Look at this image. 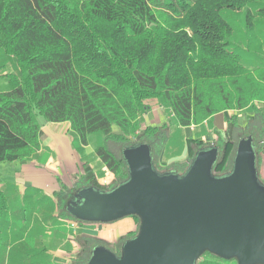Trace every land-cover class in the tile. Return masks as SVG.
I'll use <instances>...</instances> for the list:
<instances>
[{"label":"trees","instance_id":"16d2710c","mask_svg":"<svg viewBox=\"0 0 264 264\" xmlns=\"http://www.w3.org/2000/svg\"><path fill=\"white\" fill-rule=\"evenodd\" d=\"M263 50L264 0H0V55L16 69L4 74L9 88L0 90V163L34 157L47 123H69L84 145L102 133L105 144L95 152L114 181L97 186L85 177L56 194L61 215L77 219L67 209L76 190L109 191L128 180L127 147L148 144L159 171L186 170L189 161H159L167 124L143 125L146 102L158 99L182 127L223 111L252 112L244 127L230 117L233 137L218 170L233 167V138L252 136L264 186ZM129 217L136 228L115 244L80 237L74 264H87L99 245L121 256L141 223ZM206 252L196 264H231Z\"/></svg>","mask_w":264,"mask_h":264},{"label":"water","instance_id":"95a60500","mask_svg":"<svg viewBox=\"0 0 264 264\" xmlns=\"http://www.w3.org/2000/svg\"><path fill=\"white\" fill-rule=\"evenodd\" d=\"M123 155L128 180L109 191L78 189L67 209L86 222L136 215L139 232L124 242L121 256L99 245L87 264H196L206 251L238 264H264V186L251 137L239 142L233 167L222 176L211 173L215 148L198 150L183 173L156 169L145 143Z\"/></svg>","mask_w":264,"mask_h":264},{"label":"crops","instance_id":"0c3cea01","mask_svg":"<svg viewBox=\"0 0 264 264\" xmlns=\"http://www.w3.org/2000/svg\"><path fill=\"white\" fill-rule=\"evenodd\" d=\"M146 104L148 108L142 115L143 125L166 123L162 118L164 113L162 117L160 114L164 107L158 99H150ZM232 115L237 117L242 127L253 119V113L248 111L220 112L201 124L206 129H200V138L191 137V129L201 125L182 127L177 124L179 134L167 125L169 138L159 158L162 166L190 161L197 147L225 136L229 133L226 131ZM42 130L40 151L25 161L10 162V170L0 176V264H74L82 251L80 237H93L115 244L136 228L134 219L129 216L113 222L85 221L71 226L73 219L62 216L58 207L56 194L61 190L63 173L58 172L59 165L49 147L57 151L61 163H72L78 169L79 165L71 157L72 150L69 146L62 147L64 140L75 139L76 134L67 122L47 123ZM48 151H51L50 155ZM44 160L49 168L53 165L55 169L43 168L41 163ZM93 167L88 178L98 179L103 186L114 181V175L104 164L100 167L101 177Z\"/></svg>","mask_w":264,"mask_h":264},{"label":"rangeland","instance_id":"374dc122","mask_svg":"<svg viewBox=\"0 0 264 264\" xmlns=\"http://www.w3.org/2000/svg\"><path fill=\"white\" fill-rule=\"evenodd\" d=\"M262 54L264 55V50L262 51ZM3 64L5 66H2ZM256 65H258V64H256ZM15 70L16 69H15L12 61L7 59V58L6 59L3 58L0 55V90H7L9 88L8 79H7V77L4 76V74L11 73V72H13ZM263 108H264V105H263ZM163 113H164L165 117H162ZM160 114H161V117L164 118V121H166V124L168 126H171V129L175 133V130L177 131L176 126H175V125H177V122H176L175 117L173 115H171V112L169 111V109L164 107V112L161 109L160 110ZM42 119L43 118L41 116L38 117L39 121H42ZM204 128L205 127L202 126V125L199 126L196 129L193 127L191 129L192 130L191 131L192 132L191 137L200 138V134H198V132L200 131V129H204ZM229 132H231V130H229ZM177 134H179L178 131H177ZM180 134H181V132H180ZM75 136H76L75 139L64 140V143H62V147L66 148V147L69 146L70 150H72L71 157H72L73 162L76 161L77 164L79 165L78 169L75 166H73L72 163H70L68 165H66L65 163H61L59 161L58 156H57L58 155L57 151L54 148L49 147L50 150L53 152L52 154H54L55 160L57 161V163L59 165L58 172L63 173L62 184H66L68 187L73 186L75 181H79V180L84 179L85 177H88V174L92 172L91 171V166L92 167L94 166L93 167L94 170L96 169L97 174H99L98 177H101L100 174L102 173V170L100 169V167L102 166L103 162L101 160L97 159L98 156H97V154L95 152V149L97 147H99L101 145L103 146L105 144L104 135L102 133L91 134L88 137L89 145H84L81 142V140H80V138L78 137L77 134ZM177 139H178V135L175 138V145L177 144ZM218 139L216 141H218ZM233 139L237 140L235 137ZM216 141H214V142H216ZM51 151H48L49 152L48 155L51 154ZM137 157L141 158V156H139V155ZM41 164H42L43 168L48 169L50 171L55 169V166H53V165H51V167L49 168L48 167L49 165L45 162V160L42 161ZM10 165H11L10 162L0 163V176H2L1 174H5L6 170L7 171L10 170V167H11ZM13 166H15V164H13ZM259 174H260V176L264 177V162L259 167ZM95 184L97 186H99V185L101 186V182L98 181V179L95 180ZM121 219H124V217L121 218ZM203 255L207 256L209 254L206 252ZM102 258L103 259L106 258V255L100 254L98 256L99 260L102 259ZM228 262H230L231 264H238L236 259H229Z\"/></svg>","mask_w":264,"mask_h":264},{"label":"flooded vegetation","instance_id":"af4514ba","mask_svg":"<svg viewBox=\"0 0 264 264\" xmlns=\"http://www.w3.org/2000/svg\"><path fill=\"white\" fill-rule=\"evenodd\" d=\"M232 137H233V134H232V130H231V132L227 133L225 136H222V137L219 136L218 141L212 142V143L203 144L199 148L197 147V149L195 150L194 155L197 153L198 150H201V149H208V150L209 149H213V148L217 149V157L215 159L214 164L212 165V172H211L214 176H222V175H224V173H222V172H220L218 170V166H219V164H221V162H223L226 149H227V147L229 145L228 144L229 139L232 138ZM250 137H251V145H252V148L254 149V152H255V155H256V163H257V158H258L257 144H256L255 140L252 138V136H249V135L237 136L236 144L238 146L240 141H242V140L247 141L248 139H250ZM237 146H236V150H237ZM76 191H75V193H73V196L76 194Z\"/></svg>","mask_w":264,"mask_h":264},{"label":"built area","instance_id":"2783aa9c","mask_svg":"<svg viewBox=\"0 0 264 264\" xmlns=\"http://www.w3.org/2000/svg\"><path fill=\"white\" fill-rule=\"evenodd\" d=\"M79 223H80L79 220H77V219H73V220H72V223H71V226H72V227H75V226L78 225Z\"/></svg>","mask_w":264,"mask_h":264}]
</instances>
